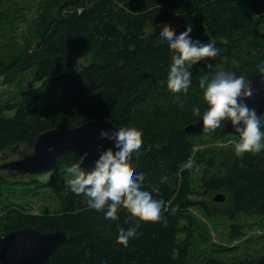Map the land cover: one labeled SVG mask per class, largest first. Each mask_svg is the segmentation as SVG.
Returning <instances> with one entry per match:
<instances>
[{
  "label": "trees",
  "instance_id": "1",
  "mask_svg": "<svg viewBox=\"0 0 264 264\" xmlns=\"http://www.w3.org/2000/svg\"><path fill=\"white\" fill-rule=\"evenodd\" d=\"M250 2L0 0V78L14 92L0 102V163L31 150L48 130L108 120L141 131L143 146L130 163L144 174V188L158 186L153 196L167 205L166 225L141 224L127 247L117 244L119 230L134 222L123 209L118 220H105L104 212L72 193L67 168L80 159L65 153L50 176L20 177L0 169V236L26 227L65 230L68 240L46 264H264V253L223 259L230 249L212 243L193 213L227 221L228 240L243 236L240 216L264 218V150L237 155L225 143L239 137L220 128L184 131L199 119L192 108L206 107L201 76L224 70L251 83L256 66L264 63V14L252 13ZM176 14L192 26L193 40L219 50L189 69L186 94L167 90L172 52L159 36L161 25ZM83 59L87 64H80ZM163 176L168 179L161 183ZM216 194L224 200L214 201ZM197 196L210 201L193 199Z\"/></svg>",
  "mask_w": 264,
  "mask_h": 264
},
{
  "label": "clouds",
  "instance_id": "2",
  "mask_svg": "<svg viewBox=\"0 0 264 264\" xmlns=\"http://www.w3.org/2000/svg\"><path fill=\"white\" fill-rule=\"evenodd\" d=\"M161 28L159 36L172 52L167 90L172 94H186L192 82L189 69L216 57L219 50L213 43L193 40L190 24L179 35L169 25H161ZM206 66L209 69L212 67L210 64ZM256 70L260 76L259 84L264 86V63L258 64ZM198 85L206 107L201 112V108L195 106L192 112L201 119L203 131L211 132L230 125L239 137L234 145L237 155L257 154L264 150L260 115L248 103L256 89L244 75L219 70L201 76ZM99 136L114 142L113 147L100 151L98 146L99 156L91 170L83 168L82 163L68 167L67 173L71 177L68 185L72 193L86 198L88 208L104 212L105 220H118L121 209L128 213L133 226L127 230L121 228L116 240L117 244L127 247L130 239L137 236L141 224L163 222L166 225L163 213L167 211V205L163 199L153 196V192L159 193L158 186H154L152 191L144 188V174H136L130 163L133 154L143 146L141 131L134 127H120L111 131L102 130ZM86 157L87 153L81 157V162ZM167 179L163 176L161 183ZM171 211L175 214L178 208Z\"/></svg>",
  "mask_w": 264,
  "mask_h": 264
},
{
  "label": "water",
  "instance_id": "3",
  "mask_svg": "<svg viewBox=\"0 0 264 264\" xmlns=\"http://www.w3.org/2000/svg\"><path fill=\"white\" fill-rule=\"evenodd\" d=\"M249 10L255 15L264 14V0H251ZM166 25L179 35L188 27L189 22L185 16L176 14ZM259 79V73L251 78V84L256 89V93L248 103L260 116H264V86L259 84ZM119 128L108 120L96 119L73 128L48 130L37 137L31 150L19 153L17 158L10 161H2L0 169L14 172L20 177L46 176L52 173L59 157L65 153H72L80 159L79 163H82L83 168L91 170L94 166L93 162L99 156L98 146L100 151H103L112 148L114 144L107 139H100L99 133L102 130L111 131ZM184 131L188 134L208 133L203 131L200 118L197 122L187 125ZM220 132L238 136L230 125L222 126ZM85 153L87 157L81 162V157ZM213 200L223 201L224 196L216 194ZM68 238V233L63 229L41 231L26 227L10 230L0 236V264H46L55 256L58 245L67 241Z\"/></svg>",
  "mask_w": 264,
  "mask_h": 264
},
{
  "label": "rangeland",
  "instance_id": "4",
  "mask_svg": "<svg viewBox=\"0 0 264 264\" xmlns=\"http://www.w3.org/2000/svg\"><path fill=\"white\" fill-rule=\"evenodd\" d=\"M151 27H148L147 31L150 30ZM88 59H83L80 61V64H87ZM13 88L7 86L2 83L0 78V102L8 100L13 95ZM225 145H229L232 143L235 145V141L232 139H228ZM217 145H222L221 143H217ZM199 146H197L198 148ZM214 195H212L213 197ZM193 199H202L209 203L210 197L208 196H197V198ZM34 208L32 210L33 213H37L38 206L40 205L39 202L37 203L36 199L33 201ZM193 213L200 217L202 222L206 226V231L209 233L210 240L212 243H217L220 245H224L227 249H230L227 253L222 254L223 259H236L241 257L243 254H249L253 256H259L260 254L264 253V218L261 217H239V223H243L246 225L245 229L243 230V236L235 239V240H228L226 237V229L225 225H227V221H221V217L217 218L216 220H209L202 217L196 209L193 210ZM215 222V223H214ZM216 224V225H215Z\"/></svg>",
  "mask_w": 264,
  "mask_h": 264
},
{
  "label": "flooded vegetation",
  "instance_id": "5",
  "mask_svg": "<svg viewBox=\"0 0 264 264\" xmlns=\"http://www.w3.org/2000/svg\"><path fill=\"white\" fill-rule=\"evenodd\" d=\"M261 117H264V116L262 115V116H260V118H261Z\"/></svg>",
  "mask_w": 264,
  "mask_h": 264
}]
</instances>
